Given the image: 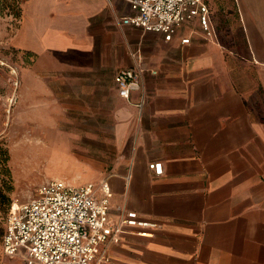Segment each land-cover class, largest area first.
<instances>
[{
	"label": "crops",
	"instance_id": "obj_1",
	"mask_svg": "<svg viewBox=\"0 0 264 264\" xmlns=\"http://www.w3.org/2000/svg\"><path fill=\"white\" fill-rule=\"evenodd\" d=\"M205 2L215 38L194 19L167 42L121 23L129 0H19L7 43L34 57L36 96L87 120L42 140L53 164L39 182L104 180L111 222L157 224L124 227L105 264H264V0ZM137 62L126 101L114 76Z\"/></svg>",
	"mask_w": 264,
	"mask_h": 264
},
{
	"label": "built area",
	"instance_id": "obj_2",
	"mask_svg": "<svg viewBox=\"0 0 264 264\" xmlns=\"http://www.w3.org/2000/svg\"><path fill=\"white\" fill-rule=\"evenodd\" d=\"M132 14L123 25L158 33L171 41L179 29L196 19L206 39H214L205 0H129ZM189 38L181 39L182 45ZM138 60L137 57H134ZM143 70L137 64L120 68L114 76L119 97L130 100L141 87ZM143 99L137 103L141 107ZM149 168L162 174L161 163ZM110 187L106 181L74 186L64 180L40 184L28 202L11 211L5 220L2 248L9 257L21 256L25 264H105L108 247L120 240L124 227L138 228L142 237L152 235L153 221L127 212L117 222L108 217Z\"/></svg>",
	"mask_w": 264,
	"mask_h": 264
},
{
	"label": "rangeland",
	"instance_id": "obj_3",
	"mask_svg": "<svg viewBox=\"0 0 264 264\" xmlns=\"http://www.w3.org/2000/svg\"><path fill=\"white\" fill-rule=\"evenodd\" d=\"M19 10V0H0V264H25L21 256L4 253L3 231L7 215L32 199L40 179L52 168V152L43 151L41 157L43 141L53 135L67 137L87 121L82 112L69 110L65 99L57 103L51 93H44L41 103L36 96V78L28 72L34 57L7 43ZM48 129L54 132L50 137L43 134ZM89 156L99 159L98 152Z\"/></svg>",
	"mask_w": 264,
	"mask_h": 264
},
{
	"label": "bare ground",
	"instance_id": "obj_4",
	"mask_svg": "<svg viewBox=\"0 0 264 264\" xmlns=\"http://www.w3.org/2000/svg\"><path fill=\"white\" fill-rule=\"evenodd\" d=\"M40 124H42V123H40ZM52 133H54L53 130L52 129H48L47 131H44L43 134H44V136L50 137L52 135ZM53 136H51L50 138H52Z\"/></svg>",
	"mask_w": 264,
	"mask_h": 264
},
{
	"label": "trees",
	"instance_id": "obj_5",
	"mask_svg": "<svg viewBox=\"0 0 264 264\" xmlns=\"http://www.w3.org/2000/svg\"><path fill=\"white\" fill-rule=\"evenodd\" d=\"M19 12H20V10H19ZM3 233H4V231H3Z\"/></svg>",
	"mask_w": 264,
	"mask_h": 264
}]
</instances>
